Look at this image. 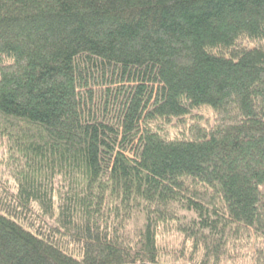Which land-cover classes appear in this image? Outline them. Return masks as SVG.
Here are the masks:
<instances>
[{
  "label": "trees",
  "instance_id": "16d2710c",
  "mask_svg": "<svg viewBox=\"0 0 264 264\" xmlns=\"http://www.w3.org/2000/svg\"><path fill=\"white\" fill-rule=\"evenodd\" d=\"M0 168V264H264V0H0Z\"/></svg>",
  "mask_w": 264,
  "mask_h": 264
},
{
  "label": "rangeland",
  "instance_id": "374dc122",
  "mask_svg": "<svg viewBox=\"0 0 264 264\" xmlns=\"http://www.w3.org/2000/svg\"><path fill=\"white\" fill-rule=\"evenodd\" d=\"M0 185L9 188V186H13L12 178L10 174L3 172V170L0 168ZM49 223V222H48ZM171 259H175L174 257H169ZM176 261H182V260H176ZM181 264V262H179Z\"/></svg>",
  "mask_w": 264,
  "mask_h": 264
},
{
  "label": "water",
  "instance_id": "95a60500",
  "mask_svg": "<svg viewBox=\"0 0 264 264\" xmlns=\"http://www.w3.org/2000/svg\"><path fill=\"white\" fill-rule=\"evenodd\" d=\"M138 264H152V263H138Z\"/></svg>",
  "mask_w": 264,
  "mask_h": 264
}]
</instances>
